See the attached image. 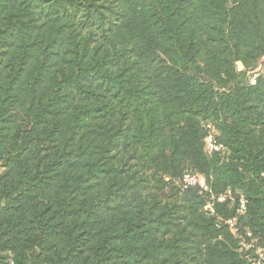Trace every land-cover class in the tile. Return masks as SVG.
Here are the masks:
<instances>
[{
	"label": "trees",
	"instance_id": "obj_1",
	"mask_svg": "<svg viewBox=\"0 0 264 264\" xmlns=\"http://www.w3.org/2000/svg\"><path fill=\"white\" fill-rule=\"evenodd\" d=\"M263 58L264 0H0V264H251Z\"/></svg>",
	"mask_w": 264,
	"mask_h": 264
},
{
	"label": "built area",
	"instance_id": "obj_2",
	"mask_svg": "<svg viewBox=\"0 0 264 264\" xmlns=\"http://www.w3.org/2000/svg\"><path fill=\"white\" fill-rule=\"evenodd\" d=\"M205 145H206V150L209 154L221 153L223 151L222 146L215 143L212 136H208L205 139ZM181 186H182V189L184 190L189 189V188H198L200 191H204V192L209 191L208 186L202 177L194 175V174H190V173H186L183 175L182 180H181ZM227 201H230V202L233 201L232 194L230 191H227L216 197L211 196L210 200L206 203L205 211H207L209 215H214L215 214V203H224ZM238 204L239 206H238L237 213L238 214L244 213L246 209V204H247L246 201L243 198H240ZM235 223H236L235 218L229 219L225 222V224L229 226V229L232 231L233 234L237 233V230L235 228ZM247 237L250 238L251 235L247 234ZM252 244H254L253 241H251L250 243H247L245 242V240L242 239L240 241V248L242 250H248V249L253 248L255 257L251 259L249 258V262L251 264H264V248H254Z\"/></svg>",
	"mask_w": 264,
	"mask_h": 264
},
{
	"label": "rangeland",
	"instance_id": "obj_3",
	"mask_svg": "<svg viewBox=\"0 0 264 264\" xmlns=\"http://www.w3.org/2000/svg\"><path fill=\"white\" fill-rule=\"evenodd\" d=\"M237 69L239 71L243 70V67L240 64H237ZM261 75L264 77V58L260 60L256 70L254 72H250L246 75L247 80L251 83L255 80L257 76Z\"/></svg>",
	"mask_w": 264,
	"mask_h": 264
}]
</instances>
